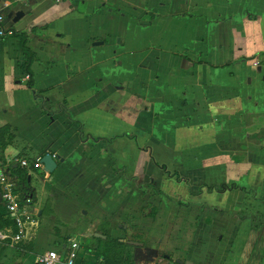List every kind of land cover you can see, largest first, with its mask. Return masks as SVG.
<instances>
[{
    "label": "crops",
    "instance_id": "1",
    "mask_svg": "<svg viewBox=\"0 0 264 264\" xmlns=\"http://www.w3.org/2000/svg\"><path fill=\"white\" fill-rule=\"evenodd\" d=\"M0 11L12 31L0 39V127L12 134L0 170L16 185L14 168L27 171L25 209L124 219L143 243L126 252L137 264H264V0H0ZM14 32L28 33L35 93ZM45 148L52 173L21 166ZM146 189L152 219L130 221ZM178 203L190 221H158ZM41 232L37 255L71 239Z\"/></svg>",
    "mask_w": 264,
    "mask_h": 264
},
{
    "label": "rangeland",
    "instance_id": "2",
    "mask_svg": "<svg viewBox=\"0 0 264 264\" xmlns=\"http://www.w3.org/2000/svg\"><path fill=\"white\" fill-rule=\"evenodd\" d=\"M34 175L32 177V183L38 185L42 184L43 178L42 175L38 174V172H33ZM20 177L19 182L15 185L16 191L19 193L20 189ZM38 183V184H37ZM144 188V187H142ZM154 192L156 191L154 188H151ZM146 189V194H142L145 198L144 204L141 209L136 210L137 218L133 214L130 213L131 219L130 221H150L151 213L154 211L152 207L153 201L150 199L153 197L154 192ZM153 192V193H152ZM144 193V192H143ZM156 193V192H155ZM47 195V193H45ZM143 198V199H144ZM156 203V199H154ZM158 203V202H157ZM29 204V203H28ZM39 204V203H38ZM180 205V203H178ZM46 204L41 202L39 208L42 210L41 214H38L32 206L29 205L27 208V216L24 217L26 221L27 233L23 239L19 242H13L11 240L12 233L6 231V228H11L10 226L0 227V231L8 234L6 238H0V264H31L33 262L34 257L37 254H34L30 248L27 246L29 244H33L36 235L41 232V236L46 231L58 232L60 234L63 231L64 235L69 236L72 240L77 241L80 244V254L84 255L85 264H97L102 263L104 252L107 244L110 246L111 252H115L116 255L121 260V264H137V257L131 255L129 257L126 256V252L135 251L136 248L132 245H117L115 243L110 242L111 239L122 238L126 242V240H135L139 241L140 238L133 233L131 230L127 231L123 225L126 220H115V221H92L93 225L88 224L90 221H45V219L49 218L48 214L50 212L45 211ZM178 205V206H179ZM184 204L180 205L175 209H166L163 208L159 212L158 221H190V217L188 216L189 212L186 211L183 207ZM37 206V205H36ZM26 207V206H25ZM139 215V216H138ZM197 214L193 212V216L195 217ZM197 217H200L198 215ZM7 216L5 215V219ZM146 219V220H145ZM154 220V219H153ZM200 220V219H199ZM198 221V220H197ZM46 230V231H45ZM85 232H97L104 234L108 237L105 241H100L97 237L87 236ZM47 240L45 244L42 245L43 249L49 248V242ZM42 239L38 238L39 246L41 247ZM54 248L59 249L58 245H54ZM41 253V252H40ZM103 254V255H102Z\"/></svg>",
    "mask_w": 264,
    "mask_h": 264
},
{
    "label": "built area",
    "instance_id": "3",
    "mask_svg": "<svg viewBox=\"0 0 264 264\" xmlns=\"http://www.w3.org/2000/svg\"><path fill=\"white\" fill-rule=\"evenodd\" d=\"M53 1L61 2L63 0ZM11 32L12 31H10L6 25L4 14L0 11V39ZM20 164L22 167L26 168H39L43 166L39 157L32 162L26 159H21ZM0 184L2 186L0 192L1 199L3 200L8 213L14 219L16 225L15 231L11 228H6V231L12 233L11 240L16 243L21 241L27 233L26 221L24 217L27 216L28 211L24 207L30 202V198L25 197L24 203L20 205L19 196L14 192L16 183L5 177L1 170ZM7 236L8 234L0 231V238H6ZM85 260L84 255L82 253L80 254V244L75 240L69 239L68 243L60 249L52 248L39 253L36 257V264H85Z\"/></svg>",
    "mask_w": 264,
    "mask_h": 264
},
{
    "label": "trees",
    "instance_id": "4",
    "mask_svg": "<svg viewBox=\"0 0 264 264\" xmlns=\"http://www.w3.org/2000/svg\"><path fill=\"white\" fill-rule=\"evenodd\" d=\"M13 34H16L19 37L20 45H21L23 51L27 55V60L24 64L25 73L28 75V80L26 81V86L30 90H32V92H33L34 90H33L32 73L30 70V64L32 62V59L34 58V55H33L32 51H30V49L26 45L28 33H26V32H24V33L14 32ZM34 93H35V91H34ZM11 139H12V134L9 133V128L7 126L0 127V165L5 163L4 149H5L6 145L11 141ZM45 153H48V150L46 148L40 150V152L38 153L39 157H41ZM14 170L16 171V173L18 174V176L21 179L20 180L19 193L17 192L18 190L16 191V189L14 187V192L17 193L19 196L20 205H22L24 203L25 197L30 198L29 204H31L32 199L35 198V194H34L35 192H34V189L30 186V181H28L29 175L25 169H20L17 166L14 168ZM236 187H240V186L236 185L234 183L229 185V186L226 184H222L220 186L221 190H224L227 188H236ZM0 192H1V190H0ZM154 212L155 211H153L151 213V216L154 214ZM5 215L7 216L6 219H5ZM3 226H10L13 231L16 230V225H15L14 219L8 213L4 202L0 201V227H3ZM102 235H104V234H102ZM97 239H99L100 241H105L108 239V237L107 236H105V238L97 237ZM119 239L120 238L111 239L110 242L115 243L117 245H127V242L121 241ZM32 246H33L32 244H29L27 247L30 248V250H32ZM109 246L110 245L107 244L106 249L103 250L104 255L102 254L103 255L102 264H121V260L119 259V257L116 255L115 252H111Z\"/></svg>",
    "mask_w": 264,
    "mask_h": 264
},
{
    "label": "water",
    "instance_id": "5",
    "mask_svg": "<svg viewBox=\"0 0 264 264\" xmlns=\"http://www.w3.org/2000/svg\"><path fill=\"white\" fill-rule=\"evenodd\" d=\"M24 15V11L23 10H19L16 13H14L13 17H12V21H17L20 17H22ZM12 13L8 14V17H11ZM40 162L44 167V170L48 173H52L56 167H57V162L54 159V156L51 153H45L44 155H42L40 157ZM30 179L28 178V181ZM0 199H1V195H0ZM89 236H95V237H102L105 238V235H102L100 233L94 232V233H87ZM119 240L124 241V239L120 238ZM127 244L134 246L136 249H140L143 246V243L140 241H135V240H126ZM182 262V261H179ZM185 264H193L190 261H185Z\"/></svg>",
    "mask_w": 264,
    "mask_h": 264
}]
</instances>
